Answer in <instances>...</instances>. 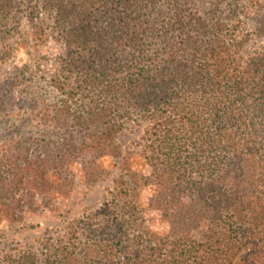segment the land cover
<instances>
[{
	"label": "trees",
	"instance_id": "1",
	"mask_svg": "<svg viewBox=\"0 0 264 264\" xmlns=\"http://www.w3.org/2000/svg\"><path fill=\"white\" fill-rule=\"evenodd\" d=\"M13 1L0 0V15L6 17ZM159 1L43 0L65 36L66 67L82 74L78 94L100 87L99 97L90 95L88 107L63 101L53 116L57 128H89L85 143H62L51 157L7 158L0 218L15 219L21 202L16 195L50 196L54 177L63 194L60 175L76 164L74 150L95 155V161L116 153L114 120L138 112L154 122L152 172L137 176L130 157H122L121 169L132 182L120 193L130 200L118 205L112 198L97 214L107 220L114 214L113 246L129 241L126 229L141 213L158 214L165 237L143 230L154 246L137 241V247H120L118 255L117 247L90 237L78 253L57 247L55 264H264V52L239 67L231 50L236 27L230 24L237 6L227 0H211L202 12L193 10L202 0ZM108 2L121 5L122 13L103 10ZM103 16L111 25L96 31ZM256 24L264 33V13ZM91 169L92 182L99 177L97 161ZM144 191L143 204L135 199ZM20 264L34 263L24 257Z\"/></svg>",
	"mask_w": 264,
	"mask_h": 264
},
{
	"label": "rangeland",
	"instance_id": "2",
	"mask_svg": "<svg viewBox=\"0 0 264 264\" xmlns=\"http://www.w3.org/2000/svg\"><path fill=\"white\" fill-rule=\"evenodd\" d=\"M74 1L80 3L79 0ZM159 2L163 4L164 0ZM229 3L237 6L236 17L230 22L236 27L231 50L239 67L244 69L250 59L264 52V33L258 32L256 24L257 17L264 13V0H227V4ZM210 4L211 0L196 2L193 10L206 11ZM120 6L108 2L103 10H111L117 17L122 13ZM99 9H102L101 5ZM221 9L226 12L228 8L223 5ZM55 16L54 9L46 6L43 0H14L6 17L0 15L2 177L9 176L8 169L11 165L7 158L12 155L19 153L21 157H51L62 143H69L77 148L89 140L87 127L78 130L54 126L55 110L63 101H69L77 108L82 104L88 107L90 95L97 99L100 89L99 87L90 94L84 93V97L78 94V87L83 88V77L80 72L69 71L66 67L68 58L65 36L56 23ZM100 21L96 31L108 29L111 25L107 16H103ZM150 41L151 38L146 42ZM114 123L119 128L111 138L116 153L96 160L99 177L94 181H88V175H91V167L96 163L93 160L95 155L74 150L73 156L77 154L76 164L70 165L60 175L63 194L59 193V185L56 186L54 177L49 188L53 191L50 196H15V199L21 200L19 207L15 209V219L9 221L0 218V264H20L24 257L32 259L34 264H55L58 260L55 255L60 254L56 252L57 247H67L78 253L84 244L91 242L90 237H96L103 247L117 241L112 238L116 235L115 230L110 228L114 214L109 212L111 218L107 220V216L98 215L97 212L112 198L118 205L130 200L123 192L120 193L124 190L120 188L125 187L130 180L132 182L121 169L122 157H130L131 169L137 176L150 175L153 167L149 162L152 156L149 146L156 135L152 128L154 122L146 114L129 112L125 117L115 119ZM76 131L79 132L75 133ZM185 155L187 153L182 151V157ZM147 199L148 192L144 191L135 200L144 204ZM140 216L141 219L136 221L135 226L128 225L126 229L129 241L124 239L123 246H110L117 247L116 255L124 245L153 247L154 241L143 234L145 230H155L159 238L165 237L166 227L158 214L141 213ZM100 229L105 231L99 233ZM140 233L145 237L138 238ZM132 240L134 243L130 245Z\"/></svg>",
	"mask_w": 264,
	"mask_h": 264
}]
</instances>
